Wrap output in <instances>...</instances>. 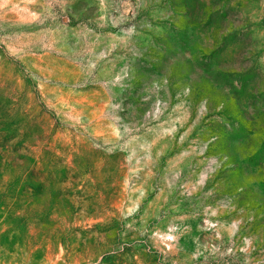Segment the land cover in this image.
<instances>
[{
  "label": "rangeland",
  "instance_id": "rangeland-1",
  "mask_svg": "<svg viewBox=\"0 0 264 264\" xmlns=\"http://www.w3.org/2000/svg\"><path fill=\"white\" fill-rule=\"evenodd\" d=\"M0 264H264V0H0Z\"/></svg>",
  "mask_w": 264,
  "mask_h": 264
}]
</instances>
